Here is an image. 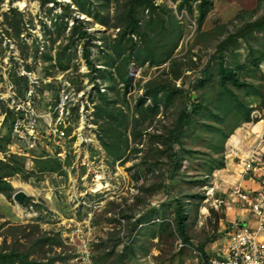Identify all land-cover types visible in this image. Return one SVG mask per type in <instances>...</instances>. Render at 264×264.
I'll return each instance as SVG.
<instances>
[{
	"label": "rangeland",
	"instance_id": "1",
	"mask_svg": "<svg viewBox=\"0 0 264 264\" xmlns=\"http://www.w3.org/2000/svg\"><path fill=\"white\" fill-rule=\"evenodd\" d=\"M154 1L164 3L166 0ZM212 1L214 6L208 12L202 26H199L198 21L196 23L194 19H197L198 16L195 3L193 12H191L187 8H183L182 11H176L177 2H165L172 9V14L182 26V33L174 50V57L188 60V57L192 56L193 59L199 60L198 53H200L203 55L202 59L205 64L222 38L226 37L230 32H235L237 28H240L246 22L257 20L264 12V0ZM67 3L70 4L73 11H71L72 9H67ZM111 5V11L114 13L116 5L113 2ZM11 6L17 7L24 14V29L20 37L16 38L1 32L5 26L2 24V14L8 11ZM144 14L145 18L149 16L148 9L145 10ZM78 15L88 20V29L95 38L102 35L115 37L119 31L118 27L102 25L97 23L91 16L82 14L77 10V6L72 0H0V160L10 161L8 158L16 155L21 158V161L25 162L24 165L30 172L29 174L32 175L34 173V176L29 180L25 179L21 174H7L3 179L10 182L15 188L20 183L25 184L24 182H29L35 188H48L49 185L53 187L60 186L62 190L60 194H64L60 197L58 192L55 191L56 195L51 194L50 199H43L37 209L41 212L42 217L45 218L37 217L34 219L33 217L20 215L18 207H15L16 204L0 192V247L13 245L24 250L32 245V239L25 238L22 233L24 229L27 231L30 229L24 228L19 235H12L15 225L38 224L39 228L33 229L34 233L47 232L48 235L56 234L57 238L62 241L61 231L73 229L75 221L88 220L91 227L88 234L92 258L90 261L78 257L70 258V256H74L75 250L66 245L64 241H62L61 245L53 246L52 250L48 245L45 248L42 246L37 247L33 250V256L31 257L47 261L48 257L56 256L60 254V251H63L65 255H71L68 257L64 256V259L61 258L55 264H120L117 253L124 246L121 243L122 241H120V237L125 236L126 233H122L120 229L123 226L127 229L129 224L132 231V225L133 222H136V219L147 215L145 213L152 207L160 208L158 207L159 204L163 202L169 203L168 201L172 200L173 194L170 193L171 189L169 190V188H164L160 185L162 182L160 172H163L164 164L160 165V168L155 173L143 174L145 177L139 181L135 179L136 168H133V164L139 162L140 155L144 153H140L138 158L131 154L129 156L130 159L127 158L122 162H120L121 160L116 161L114 166L108 162L110 159L107 157L99 137V124L94 121L95 109H92V107H96L97 103L95 86L97 83H103L101 85L102 90H106V84L101 78L93 79V75L96 76V73L91 70L84 57L83 42H78L71 48L70 52H75L72 55L69 69L65 70L57 66L55 59L56 49L67 42V34L74 22V16L77 17ZM60 16H64V20L68 21V27L66 33H63L60 39H57L53 44L52 40L56 39L57 33L55 31L50 35L47 33V36L45 30L49 28L53 30L55 23L61 22L62 18ZM63 26L64 24L61 25V27ZM36 38L40 47L38 51L39 57L35 59L32 54ZM134 39H138V37L134 35ZM101 42L103 41L98 39L90 41L91 58H96L97 67L105 68L101 61L104 47L103 45H96L101 44ZM250 44L255 48L263 46L264 31H256L250 39ZM42 51L49 52L53 59L43 57L41 55ZM247 51V44L243 39L239 38L234 45L231 44L229 49L226 50L227 60L230 63H233L235 58L244 60ZM237 54L241 55L238 56ZM167 66L168 63L160 68L149 67L148 65L135 67L142 70L140 78H143V81L141 82L142 79L138 80L139 75H137L135 77L137 81L127 94L131 106L130 115L132 114L136 98L142 94L143 89L140 88V85L148 78L162 74V70L165 67L167 68ZM191 72V77L185 78L187 81L196 77V72L194 70ZM20 76L25 79L28 78V86L25 85L24 80ZM164 77H170L169 73L165 74ZM14 78H20V81L17 82ZM254 80L257 81V85L264 91V76L259 73L254 77ZM181 82L178 79L177 83L181 84ZM236 91L240 94L242 93V89L238 88ZM110 94L112 96L116 95L114 92ZM247 100L253 102L254 96H249ZM258 103L252 104L255 108L252 112L253 120L240 126L243 128L241 133L242 141L240 142V148L237 149L236 157H230L229 153H232L233 146L230 142L234 144L238 142V136L237 138L233 137V135H238L237 130L234 131L225 144L226 166L221 168L220 173V169L215 170L210 176L209 185L204 186L207 193H212L215 188L214 198L203 201L197 220L191 222L188 226V235L190 237L188 243L193 244L195 247L203 243V251L207 257L216 255V248H221L226 241V230L223 228L222 221L226 218V207L234 204L230 203L227 205L231 197L227 196L229 193H224V191L230 190L228 183H230L229 179L231 176L249 174L260 184L264 180V177L261 176L264 175V104ZM63 104H66L64 106L66 109L69 108L71 112V115L70 113L67 115V112H65L63 117L66 121L64 129L67 135L59 136L58 134L60 133L50 134L46 132L47 127L44 121L46 115L44 117L42 115L50 114L49 111H52L51 114L53 115L55 107ZM174 108L175 105H171L170 111L165 116L161 113L159 115L161 119L156 123V126L171 122L174 117V112L172 111ZM27 113L33 117L35 115L38 116L39 135L35 134V138L29 135L25 124H23L24 122L26 124L29 122ZM82 113L86 122L83 132H86V137L95 138L97 142L90 141L86 143L84 147L86 151L81 148L80 157L82 155L88 157L89 155L88 164L94 163L96 173L100 177V179L98 178L95 181L97 178L96 173H92L87 183L84 180L85 175L82 177L78 176L75 169L69 167L67 163L74 160V150L77 143L76 133H78L82 123ZM253 125L255 126L253 127ZM77 126L78 128L76 129ZM253 129L259 132H254ZM253 137L258 138H256V143H250L249 140ZM84 141L85 138L79 136L77 145L82 144ZM209 141L210 136L208 133L202 136L190 134L185 137V145L199 152L212 153L214 151L213 148L209 147ZM218 141V139L215 140V142ZM63 150L67 154L66 159L57 157L58 152ZM253 150L260 152L262 161L258 164V168H255V171H246L244 163L249 152ZM201 157L203 158L205 155H202V153L197 154V157H194L192 162L189 159H184L182 171L186 178L196 179L203 174H208L207 167L199 165ZM52 158H58L62 165L64 163L65 168H68L66 175L60 172L43 173L40 171L36 160ZM61 160L64 162L62 163ZM85 160L87 162L88 158ZM143 169L145 170V166H143ZM222 169H224L223 172ZM102 178L107 180L108 183L104 181L105 184L102 185L101 192L98 195H90L93 194L91 192L96 187V190L99 189L98 184L102 183L100 181ZM74 179H77L76 182L73 181ZM59 183L61 184L59 185ZM30 187V185H26L28 190H30ZM183 187V194L199 190L197 185L191 187V185L184 183ZM73 192H76L77 195L80 192L85 193L84 197L79 196L77 199V202L83 203L80 206L82 216L71 217L70 209L73 210L74 203L70 200V195ZM238 206L243 207V203L239 202ZM211 208L215 210L214 214L210 213L209 209ZM54 209L59 210L61 213L53 211ZM93 210L98 211L96 215L90 218L87 213ZM100 212L102 214L98 215ZM118 212L122 215L124 213L129 217H125V215L123 217ZM117 217L122 224L119 223ZM31 219H33L34 223H31V221L27 222ZM83 224L85 225L86 222H83ZM113 229L114 231H112ZM138 229L136 228L131 236L137 234ZM98 237L100 239L105 237L106 240V244L101 248L96 246ZM180 238L182 237L176 231L173 235H168L166 232L161 237L152 239L146 236L142 237L140 244L146 245L148 250L145 252L138 251V256L134 258L129 256V259L127 258L128 260L124 264H151V262H154V264H191L192 249L190 247L179 249L176 242ZM19 240L21 243L18 242ZM127 240L129 241V239H126L123 242ZM118 242L120 243L116 247L117 252L107 257L108 260L98 263L100 257L104 258L102 257L105 254L103 251H109ZM44 249L48 250L46 254H44ZM143 257H148V259L143 260Z\"/></svg>",
	"mask_w": 264,
	"mask_h": 264
},
{
	"label": "trees",
	"instance_id": "2",
	"mask_svg": "<svg viewBox=\"0 0 264 264\" xmlns=\"http://www.w3.org/2000/svg\"><path fill=\"white\" fill-rule=\"evenodd\" d=\"M72 1L81 13L91 16L102 25L118 27L119 31L115 37L102 35L95 38L88 29V20L79 15L74 16V22L67 34V42L56 49L57 66L61 69H69L72 55L75 52H70L71 48L78 42H83L84 57L88 66L96 73L93 79L101 78L106 84L105 91L101 90L103 83H97L95 86V99H97L95 121L100 127L99 137L110 159L108 162L114 166L116 161L121 160L122 162L127 158L130 159L131 154L138 158L140 153H144L140 155V161L133 164V168H136L135 179L139 181L145 177L143 174L155 173L160 168L159 166L164 164V170L160 172L162 178L160 185L171 189L170 193L173 194L169 203L159 204L160 208L152 207L145 213L147 215L136 219V222H133L132 231L129 224L127 229L125 226L120 229L121 232L126 233L119 240L123 242L129 239L128 242H124V247L117 253L119 263L124 264L129 256L134 258L138 256V251L148 250L146 245L140 244L142 237L152 239L161 237L166 232L168 235H173L176 231L186 242H189L188 226L197 220L203 201L207 198L204 186L209 185L210 176L215 170L226 166L224 156L226 142L243 123L253 120L252 112L255 108L252 104L258 102L264 104V91L254 80L259 73L264 76V44L257 48L250 44V39L256 31H264V12L257 20L246 22L235 32H230L222 38L204 64L203 55L200 53H198L199 60L193 59L192 56V58L188 57V60L173 56L182 33V26L165 2L159 4L154 0ZM172 1L178 2L180 9L187 7L191 12H193L195 3L198 16L197 19L192 17L196 22L198 21L199 26H202L208 12L214 6L212 0ZM112 2L116 5L114 13L111 11ZM66 5L67 9H72L69 3ZM146 9L149 12L147 18L144 17ZM2 16V24L5 26L1 32L12 38L20 37L24 29L23 12L11 6L8 11L3 12ZM60 17L61 22H56L53 30L50 28L45 30L47 36L53 34L54 31L57 33L56 39L52 40L53 44L60 39L63 33H66L68 27V21L64 20V16ZM62 24H64L63 27H61ZM134 35L138 39H134ZM239 38L245 41L248 51L244 60L235 58L233 63H230L227 60L226 50ZM93 39L103 41L96 45L104 47H102L101 61L105 68L97 67L96 58H91L90 41ZM37 42L36 38L32 54L35 59L39 57L40 46ZM41 55L53 59L47 51H42ZM166 63L168 66L162 70V74L148 78L142 85L139 84L143 92L136 98L130 115L131 106L127 94L137 81L130 71L131 67L148 65L160 68ZM192 70L196 72V77L187 81L185 78L191 77ZM167 73L170 77H164ZM20 78L28 86V78L25 79L22 76ZM20 78H14V80L19 82ZM178 79L182 81L181 84L177 83ZM138 80L142 82L143 78ZM238 88L242 89L241 94L236 91ZM111 92L116 95L112 96ZM249 96H254L253 102L247 100ZM171 105H175L172 109L174 117L171 122L156 126L161 119L159 115L162 113L165 116L170 111ZM205 133L210 136L209 147L214 150L212 153L199 152L185 145L186 136L190 134L202 136ZM216 139L219 141L215 142ZM199 153L205 155L201 157L199 165L207 167L208 174H203L196 179L186 178L182 171L184 159L192 162V159ZM8 159L10 161L0 160V192L12 199L15 188L3 179L4 176L21 174L29 180L34 173L29 174L30 172L24 165L25 162L16 155ZM36 162L37 167L43 173L60 172L66 175L58 158L37 159ZM67 163L71 165L72 161ZM184 183L191 187L197 185L199 190L183 194ZM211 209H209L210 213L214 214L215 210ZM101 214L102 212L98 213V215ZM118 214L122 215L119 212ZM125 217L129 216L125 215ZM118 220L122 224L119 218ZM24 228L30 230L27 231ZM38 228V224L15 225L12 235H19L24 229L22 233L25 238L32 239V245L24 250L13 245L1 246L0 264H54L55 261L64 259V256L71 255L60 253L48 257L47 261L31 257L33 250L37 247L45 248L48 245L52 250L53 246L62 244L56 234L34 233L33 229ZM136 228H139L137 234L131 236ZM18 242L21 243L20 240ZM119 243L114 244L109 251L104 250L105 254L102 255L104 258L100 257L98 263L108 260L107 257L117 252L116 247ZM105 244V237H102L96 246L101 248ZM198 247L204 250L203 243ZM47 251L44 249V254Z\"/></svg>",
	"mask_w": 264,
	"mask_h": 264
},
{
	"label": "built area",
	"instance_id": "3",
	"mask_svg": "<svg viewBox=\"0 0 264 264\" xmlns=\"http://www.w3.org/2000/svg\"><path fill=\"white\" fill-rule=\"evenodd\" d=\"M132 74L134 76L139 75L141 76V70L136 69L135 67H132L131 70ZM138 73V74H137ZM89 103V102H88ZM66 104L56 106L54 109V114L52 115V111H49L50 114H43L46 115L44 117V121L46 123V132L50 134H58L59 136H66L67 132L64 129L66 126V121L63 118L65 112H67V115L70 112V109L64 106ZM84 109V108H83ZM82 109V110H83ZM94 110L95 108L92 107ZM28 114V113H27ZM29 115V114H28ZM81 126L79 127L78 133H76L77 143L75 145L74 150V160L72 161V164L70 165L71 168L75 169L78 176H84V180L88 181V178L90 174L96 173V166L94 163H89V158L85 157V155H82L80 157L81 151H86L84 149L85 144L92 142H97L95 138H89L86 137V132H83L85 129V120L83 118V113L81 114ZM29 122L25 124L27 131L29 135L34 136L35 134L39 135L38 132V125H37V118L38 116H32L29 115ZM54 119V120H53ZM92 123V122H90ZM63 125V126H62ZM74 126V124H73ZM83 126V127H82ZM78 126L76 127V129ZM95 135V133H93ZM79 136H83L85 138V141L82 142V144L77 145L79 142ZM82 148V150H81ZM66 151H60L57 154V157L60 159H66ZM86 158H88L86 162ZM256 160V156L252 155L250 158V162L247 164V168H251L253 161ZM62 161V160H61ZM64 161H62L63 163ZM64 169V163H63ZM85 168V171H84ZM68 169V168H67ZM66 169V170H67ZM96 180L98 179V174L96 173ZM77 180V179H76ZM101 181H105V183H108L107 180L104 178L101 179ZM104 183V184H105ZM49 185V184H47ZM54 189H58V187H52L49 185L48 188H39V187H30V190L27 189V196H26V203L23 206H20V214L26 217H38L41 214V212L38 211L37 205L38 203H42L44 198L49 197L47 193L53 192ZM96 191V190H94ZM213 194V192H212ZM231 196H238L242 200L248 202L249 205H253L254 211L257 215H259V221H257V227H252L249 225H240L237 224L236 227H232V229L227 231V239L225 244L221 248H216V255L207 257L206 254L201 251L199 248L195 247L192 244L187 243L182 238H180L176 245L179 249L190 247L192 249L193 259L191 264H264V188L259 193L255 195H247L243 193L239 188L235 187L232 189ZM84 197L85 193L80 192L78 195H75L73 198L74 203V209L77 210L83 203L77 202L78 197ZM96 210L89 211L87 213L90 218L94 215ZM83 222H86L84 225ZM86 228V229H85ZM90 225L89 221H76L74 224V228L67 230V232H63L62 236L64 238L65 243L68 245H75L77 249H75V252L77 254L76 257L90 261L91 260V251H90V240L88 237V234L90 233ZM87 230V231H86ZM216 247V246H214ZM79 253V255H78ZM151 264H154V262H151Z\"/></svg>",
	"mask_w": 264,
	"mask_h": 264
},
{
	"label": "crops",
	"instance_id": "4",
	"mask_svg": "<svg viewBox=\"0 0 264 264\" xmlns=\"http://www.w3.org/2000/svg\"><path fill=\"white\" fill-rule=\"evenodd\" d=\"M255 125H253V127ZM240 130H241V132H239ZM242 131H243V128L240 127L239 130L237 129L238 135H234L233 136V137H236V138L238 136V142L236 144L230 142V144L233 145L232 146V153L231 152L229 153V156L230 157L231 156L232 157H236V153H238L237 149L240 148V142L242 141V139H241L242 138V135H241ZM253 131L254 132H259V131H255L254 129H253ZM256 138L257 137H253L251 140H249L250 143H254V142L256 143V141H257ZM223 170L224 169H222V172H223ZM220 172H221V169L219 170V173ZM247 176H249V177H247ZM229 180H230V183H228V184L230 185V187H232L233 185L241 186L243 189H245L247 191H255V190L259 189V187H260V185H259L260 183L258 181H256L253 178L252 175H249V174H246V175H243V174L242 175H232ZM24 183L25 184L20 183L19 185H16V187L17 188H19V187L24 188V187H26V185L32 186L31 184H29V182H24ZM60 184L61 183H59V185ZM228 190H225L224 193H227ZM55 191H57V190H55ZM54 195H56V193H54ZM227 196H229V195L227 194ZM232 201L230 199V201L227 202V205H229L230 203H232L234 205H230L229 207H226V210H225V212H226V218H224V220L222 221L223 228H224V230H226V236H227V231L230 230V229H232L233 226L235 228L237 224H240V225L247 224V225L252 226V227H257V220H258V218L256 219L253 216V214L251 213L250 210L246 211L243 207L238 206L239 201H238L237 198L232 199ZM15 207H18V211H20V206L15 205ZM54 210L58 211V213H61L57 209H54ZM212 252H213V250H212ZM146 259H148V257H146Z\"/></svg>",
	"mask_w": 264,
	"mask_h": 264
},
{
	"label": "clouds",
	"instance_id": "5",
	"mask_svg": "<svg viewBox=\"0 0 264 264\" xmlns=\"http://www.w3.org/2000/svg\"><path fill=\"white\" fill-rule=\"evenodd\" d=\"M166 1H172V0H166ZM165 1V2H166ZM158 3V2H157ZM159 4H161V3H159ZM183 8H187V7H183ZM183 8H179L178 7V2H177V4H176V11H182L183 10ZM83 14V13H82ZM80 16V15H79ZM88 16V15H87ZM81 18H83V17H81ZM85 19V18H84ZM197 23V22H196ZM132 73V72H131ZM141 73H142V70H141ZM134 77H137V76H134ZM138 79H140V77H138ZM101 90H102V86H101ZM131 90V89H130ZM102 91H105V89L104 90H102ZM143 92V91H142ZM94 114H95V110H94ZM95 119H96V116H95V118H94V121H95ZM95 123H96V121H95ZM97 124V123H96ZM252 155H255L256 156V160L255 161H253V162H251L252 163V166H251V168H247V164H248V162H250V158H251V156ZM261 161H262V158H261V154H260V152H258V151H256V150H253V151H251V152H249V155H248V158H247V160L245 161V163H244V169L246 170V171H255V168H258V164H260L261 163ZM72 164V163H71ZM69 167H70V165H68ZM62 168L64 169V167H63V165H62ZM65 171H66V174L68 173V171L66 170V169H64ZM84 170H85V168H84ZM54 173H58V172H54ZM261 176H263L264 177V175H261ZM74 182H76V179H74L73 180ZM101 181V180H100ZM101 182H103V181H101ZM103 184H104V182H103ZM51 186V185H50ZM53 187V186H52ZM55 187H58V189H56L57 190V192H58V194H59V196L60 197H62V195H64V194H60V193H62V190L60 189V186H55ZM54 187V188H55ZM235 187H237V188H239L243 193H245V194H247V195H249V196H251V195H255V194H257V193H259L261 190H263V188H264V180L262 181V183L260 184V187H259V189H257V190H255V191H247V190H245V189H243L241 186H236V185H234V186H232V187H230V190H229V192H227V193H229V197H231V201H232V199H234V198H237L238 199V201L239 202H242L243 203V208L246 210V211H248V210H250L251 211V213L253 214V216L257 219V218H259V215H257L256 214V212L254 211V208H253V205H249L248 204V202H246V201H244V200H242L240 197H238L237 195L236 196H231L230 195V193H231V191H232V189L233 188H235ZM97 188V187H96ZM96 188L94 189V190H96ZM19 189H22V190H24L25 192H26V196H27V188L26 187H24V188H22V187H19V188H15V190L13 191V193H12V199H10V201H13L16 205H18V206H23V205H20L14 198H13V196H14V194H15V192L17 191V190H19ZM102 189V188H101ZM101 189L100 190H96V191H92L91 193H93V194H90V195H98V193H100L101 192ZM54 191H55V189H54ZM49 192L48 193V195H49V197H47V198H44V199H50L51 198V194L52 195H54V193L55 192ZM213 194L212 193H207V198L205 199V200H208V199H211V198H214V196H215V188L213 189ZM58 194H57V196H58ZM75 195H77V193L76 192H73V193H71V195H70V200L71 201H73V198H74V196ZM223 201V200H222ZM233 202V201H232ZM26 203V202H25ZM25 205V204H24ZM83 205V204H82ZM37 207H40V204L38 203V205H37ZM53 211H56V210H53ZM97 211L98 210H96L95 211V213H94V215L97 213ZM56 212H58V211H56ZM70 212H71V217H76V216H82V211H81V208L79 207L77 210H75L74 209V207H73V210H71L70 209ZM19 213H20V211H19ZM21 215V214H20ZM93 215V216H94ZM39 218H45V217H42V215H40V216H38ZM34 219H36L37 217H33ZM41 219V220H42ZM31 221V223H34V221H33V219H31V220H29V221H27V222H30ZM257 221H259V219L257 220ZM76 222V221H75ZM141 225H143V224H141ZM243 225H247V224H243ZM63 232H67V231H61V235L63 234ZM122 233H124L123 231H122ZM98 239V241L97 242H99L100 241V238L98 237L97 238ZM183 239V238H182ZM226 239H227V236H226ZM184 240V239H183ZM62 241H64V238H63V236H62ZM185 241V240H184ZM64 243H65V241H64ZM188 243V242H187ZM190 244V243H189ZM66 245H68L67 243H66ZM122 245H124V242H122ZM193 245V244H192ZM71 248H73L74 250L75 249H77V247L75 246V245H69ZM124 247V246H123ZM198 247V246H197ZM199 248V247H198ZM122 250V249H121ZM201 250V249H200ZM201 251H203V250H201ZM204 252V251H203ZM206 252H208V251H206ZM60 253H62V254H65L63 251H60ZM205 253V252H204ZM206 254V253H205ZM78 255H79V253H78ZM77 256V254H76V252H75V254H74V256H70V258H74V257H76ZM92 259V258H91ZM143 260H146V257H143L142 258ZM192 259H193V254H192ZM57 261H59V260H57ZM57 261H55V263L57 262ZM54 263V264H55ZM191 263H192V260H191ZM134 264H136V263H134Z\"/></svg>",
	"mask_w": 264,
	"mask_h": 264
},
{
	"label": "water",
	"instance_id": "6",
	"mask_svg": "<svg viewBox=\"0 0 264 264\" xmlns=\"http://www.w3.org/2000/svg\"><path fill=\"white\" fill-rule=\"evenodd\" d=\"M13 198L20 204L24 205L26 202V192L22 189H19L15 192Z\"/></svg>",
	"mask_w": 264,
	"mask_h": 264
},
{
	"label": "bare ground",
	"instance_id": "7",
	"mask_svg": "<svg viewBox=\"0 0 264 264\" xmlns=\"http://www.w3.org/2000/svg\"><path fill=\"white\" fill-rule=\"evenodd\" d=\"M98 178L100 179V177H98ZM98 185H99V189H97V190H100L101 187H102V185H103V182L102 183H99Z\"/></svg>",
	"mask_w": 264,
	"mask_h": 264
}]
</instances>
